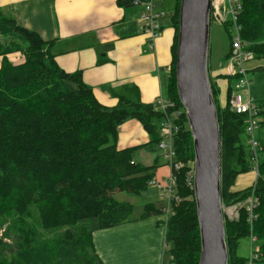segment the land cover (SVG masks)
I'll return each mask as SVG.
<instances>
[{
	"label": "trees",
	"instance_id": "16d2710c",
	"mask_svg": "<svg viewBox=\"0 0 264 264\" xmlns=\"http://www.w3.org/2000/svg\"><path fill=\"white\" fill-rule=\"evenodd\" d=\"M240 3L243 48L264 55V0ZM178 8L179 0H175L171 16L175 28L173 67L166 97L180 108L174 75ZM0 29L11 30V35H18L23 42L19 64L8 60L11 49L0 52V215L12 213L23 218L33 208L44 230H64V240L73 244L77 254L74 264H100L93 251L92 232L131 220V203L116 200L114 194H139L153 178L151 167L133 162L131 149L117 148L118 127L125 120L136 119L158 146L163 114L154 104L142 103L134 87L128 88V94L118 95L116 105L100 104L80 72L62 70L50 43L36 32L18 26L1 10ZM210 84L221 139L222 205L242 202L251 193L257 200L251 230L244 209L237 220L225 219L228 264H244L247 257L237 254V243L250 232L260 241L255 260L259 264L264 262V138L257 135L261 158L254 183L232 190L238 175L252 172L245 121L229 109L232 86L221 107L216 104L218 87L211 78ZM254 103L258 128L264 127V98ZM181 111L173 134L175 160L181 163L179 169H173L178 200L171 202L164 223V255L168 264H197L200 237L188 179L192 140ZM158 211L147 205L142 217ZM87 223L92 227H86ZM72 229L77 230L76 237ZM34 241L33 235L22 232L13 259L20 264H39L42 252ZM0 264L14 262L0 254Z\"/></svg>",
	"mask_w": 264,
	"mask_h": 264
},
{
	"label": "crops",
	"instance_id": "0c3cea01",
	"mask_svg": "<svg viewBox=\"0 0 264 264\" xmlns=\"http://www.w3.org/2000/svg\"><path fill=\"white\" fill-rule=\"evenodd\" d=\"M157 0V8L164 11ZM123 0H0L4 15L25 29L36 32L50 43L54 60L64 71L80 72L96 100L107 107L118 102V95L128 94V88L138 91L140 101L154 104L159 95L167 96V86L173 67L172 46L175 28L171 13L159 18L160 35L149 46V39L140 31L139 16L142 7ZM175 5V3H174ZM1 59V58H0ZM208 71L218 87L221 107L230 86L226 68ZM263 95V93L261 94ZM255 94L254 101L264 98ZM116 146L131 149L132 160L151 167L153 178H166L171 169L162 150L139 121L128 119L118 127ZM255 180L253 172L236 177L232 190L250 186ZM129 194V193H127ZM145 201L139 215H132L125 223L92 232L93 251L100 264H166V216L164 200L154 186L136 194ZM128 202V200H118ZM151 205L160 209L142 217L144 208Z\"/></svg>",
	"mask_w": 264,
	"mask_h": 264
},
{
	"label": "water",
	"instance_id": "95a60500",
	"mask_svg": "<svg viewBox=\"0 0 264 264\" xmlns=\"http://www.w3.org/2000/svg\"><path fill=\"white\" fill-rule=\"evenodd\" d=\"M211 0H179L175 87L192 140L197 264H228L221 201V139L208 71Z\"/></svg>",
	"mask_w": 264,
	"mask_h": 264
},
{
	"label": "built area",
	"instance_id": "2783aa9c",
	"mask_svg": "<svg viewBox=\"0 0 264 264\" xmlns=\"http://www.w3.org/2000/svg\"><path fill=\"white\" fill-rule=\"evenodd\" d=\"M130 2L132 5H139L142 7L139 16L140 31L147 36L150 41L149 46L152 47L154 40L160 35L162 30L159 18L164 15V11L157 8V0H131ZM240 11V0H211L210 19L228 26L231 34V48L228 56L229 64L226 68V75L236 79V87L228 100V105L231 111L243 116L245 121L244 131L249 145L252 172L256 179L259 169L261 146L256 134L258 123L255 103L249 96V80L246 70L243 68V63L253 58V53L243 48L241 25L239 23ZM244 89L246 90V97L238 92V90ZM154 107L163 114L159 123L160 140L158 142V147L162 150L171 172L164 179L151 178L148 181V185L156 187L161 192V196L165 200L163 213L167 219V216L170 213L171 202L178 200V196L175 194L174 190L176 179L173 169H179L181 163L175 160L173 134L177 130L175 120L179 118L182 111L173 100L167 97H162L161 95L156 99ZM192 175L193 167L192 170L188 172V179L190 180L191 185ZM256 206L257 200L252 193L242 202L230 206L222 205L224 221L225 219L237 220L241 209H244L251 230L252 223L257 216L254 212ZM249 238L250 252L244 264H255L257 249L252 250L251 244L256 237L250 232Z\"/></svg>",
	"mask_w": 264,
	"mask_h": 264
},
{
	"label": "rangeland",
	"instance_id": "374dc122",
	"mask_svg": "<svg viewBox=\"0 0 264 264\" xmlns=\"http://www.w3.org/2000/svg\"><path fill=\"white\" fill-rule=\"evenodd\" d=\"M160 2L163 3L165 7L164 15L168 16V12L171 13L174 8L175 0H162ZM11 32V30L0 29V52L4 49H11L12 51L7 55L8 60L13 64H19L23 61V55L19 51V48L23 46V42L18 35H11ZM230 48L231 34L228 26L211 19L208 51V65L210 69L227 68L229 64L227 56L230 52ZM243 68L246 70L249 80L251 98L254 99L255 94H258L257 98L262 97L264 95V55L253 53V58L245 61L243 63ZM229 81L232 88L235 89L236 79L234 77H229ZM245 91V89L238 90V92L246 97ZM262 93L263 95H261ZM216 100V104L220 106L218 95ZM180 109L184 110L182 106H180ZM256 134L264 138V127L258 128ZM188 166L189 169L192 170L193 161L188 162ZM114 198L116 200H128L132 205V215H139L143 210V205L147 202L139 195L127 194L126 192H117L114 194ZM153 203L158 207L164 204L165 200H158L156 198ZM92 225V223H87L85 226L91 228ZM72 230L76 237L77 230ZM63 231L64 230L58 229L44 230L40 226L33 208H31L28 215L23 218H19L16 214L12 213L0 215V254L7 262L20 264L16 259H13V253L16 250L19 235L22 232H29V236L33 235L35 239L33 243L37 244L38 250L42 252V259L39 261V264H74V259L77 254L75 253V248L72 246L73 244L71 245V243H67L64 240ZM259 244L260 241L255 239L251 244V249L256 250ZM48 252L49 255H46ZM249 252L250 238H240L237 243V254L246 258ZM259 264H264V262Z\"/></svg>",
	"mask_w": 264,
	"mask_h": 264
}]
</instances>
